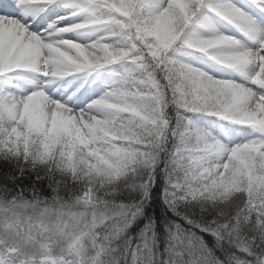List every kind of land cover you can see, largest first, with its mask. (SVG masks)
<instances>
[{"label": "snow or ice", "instance_id": "1", "mask_svg": "<svg viewBox=\"0 0 264 264\" xmlns=\"http://www.w3.org/2000/svg\"><path fill=\"white\" fill-rule=\"evenodd\" d=\"M0 264H264V0H0Z\"/></svg>", "mask_w": 264, "mask_h": 264}]
</instances>
